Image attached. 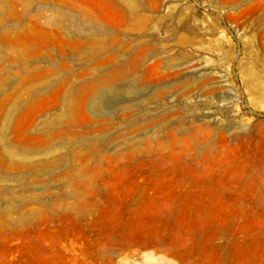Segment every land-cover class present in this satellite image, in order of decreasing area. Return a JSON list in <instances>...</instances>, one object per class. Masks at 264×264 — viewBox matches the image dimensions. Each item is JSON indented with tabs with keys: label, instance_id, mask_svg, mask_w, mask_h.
Returning a JSON list of instances; mask_svg holds the SVG:
<instances>
[{
	"label": "rangeland",
	"instance_id": "rangeland-1",
	"mask_svg": "<svg viewBox=\"0 0 264 264\" xmlns=\"http://www.w3.org/2000/svg\"><path fill=\"white\" fill-rule=\"evenodd\" d=\"M0 264H264V0H0Z\"/></svg>",
	"mask_w": 264,
	"mask_h": 264
}]
</instances>
